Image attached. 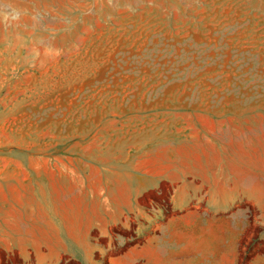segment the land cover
<instances>
[{"label": "rangeland", "instance_id": "obj_1", "mask_svg": "<svg viewBox=\"0 0 264 264\" xmlns=\"http://www.w3.org/2000/svg\"><path fill=\"white\" fill-rule=\"evenodd\" d=\"M244 124L264 130V0H0V154L108 165Z\"/></svg>", "mask_w": 264, "mask_h": 264}, {"label": "crops", "instance_id": "obj_2", "mask_svg": "<svg viewBox=\"0 0 264 264\" xmlns=\"http://www.w3.org/2000/svg\"><path fill=\"white\" fill-rule=\"evenodd\" d=\"M228 132L108 165L87 151L0 154L25 160L0 166V253L33 264H264V130ZM168 191L170 215L154 204Z\"/></svg>", "mask_w": 264, "mask_h": 264}]
</instances>
